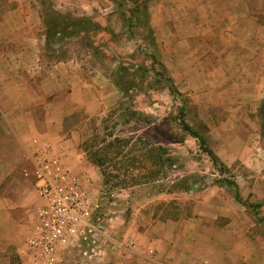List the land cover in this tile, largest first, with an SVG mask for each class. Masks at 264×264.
<instances>
[{"label":"rangeland","instance_id":"rangeland-1","mask_svg":"<svg viewBox=\"0 0 264 264\" xmlns=\"http://www.w3.org/2000/svg\"><path fill=\"white\" fill-rule=\"evenodd\" d=\"M0 1L6 9H20L22 16L32 10L41 19L38 33L10 34L11 40L24 37L38 39L39 44L42 41L36 54L31 51L39 56V63L32 66L35 73L25 72L22 76L26 83L29 81L41 92L43 80L54 66L74 60L82 67L84 78L97 90L86 109L67 114L63 134L67 139L73 131L76 133L81 164L95 167L96 176L92 178L98 200L95 214L103 219L108 235L122 246L110 243L108 247V243L101 241L96 245L97 255L90 260L81 255L80 248L72 252L61 249L57 264H131L126 258L130 253L125 249V238L131 237L128 222L140 221L141 214L154 219L159 215L171 220L194 218L197 203L239 204L253 225L250 237L264 247V222L255 218L253 209L236 201L231 188L222 185L225 180L235 181L246 203L259 205V217H264V125L260 120L264 100V0L207 1L211 7L232 10L234 17L239 12L238 3H242L244 16L239 32L235 31L229 41L226 31L217 27L210 41L190 40L182 47L176 46V38L171 43L162 42L161 34L157 35L153 27L152 36L144 27H129L126 21L135 7L129 1L137 0H125V5L123 0ZM148 6L151 26L157 22L160 30L161 19L166 9L173 8V0H152ZM47 14L72 20L89 18L92 25L101 28L85 36L64 38L45 50L43 19ZM216 20L215 25H223L224 16ZM232 21L233 16L228 14L225 22ZM226 27L230 29V25ZM150 39L156 43L158 61L166 67L182 101L157 82L162 76L157 74V66L150 57L154 52ZM87 40L96 50L88 48ZM19 50L16 46L4 47L0 53L17 54ZM121 68L127 69L126 75H133L136 85L124 97L116 84L117 70ZM43 94L48 93L45 90ZM5 97L0 95L5 100L0 103V179L5 163L14 165L15 171L0 182V187L1 193L16 203L27 199L29 206L24 213L27 229L34 224L39 198L27 146L38 139L64 158L60 146L31 129L25 131L28 140L19 149L1 109L2 105H11L13 96ZM44 99L61 102L67 108L75 104L65 91L45 95ZM11 117L14 122L18 117L23 123L27 121L24 114ZM181 118L204 135L207 147L227 168L224 173L213 165L199 141L183 129ZM158 146L167 150L173 167L157 165L151 149ZM94 156L103 162L101 167L93 164ZM28 264H32L30 257Z\"/></svg>","mask_w":264,"mask_h":264},{"label":"crops","instance_id":"crops-1","mask_svg":"<svg viewBox=\"0 0 264 264\" xmlns=\"http://www.w3.org/2000/svg\"><path fill=\"white\" fill-rule=\"evenodd\" d=\"M207 1L209 0H173V8L166 9V14L161 19V29L159 30L156 22L152 26L154 31L157 35L161 34V40L165 43H171L176 38L177 47H182L183 43L190 40L210 41L213 31L218 30L217 27H220L221 31H226L229 41H232L233 33L239 32L242 25L243 4L238 3L239 12L234 17L232 10L211 7V3L209 5ZM20 12L17 8L6 9L0 1V33H2L0 48L16 46L20 49L17 54L0 53V95L6 96L5 99L13 96L11 105L1 106L5 121L11 128L15 142L20 146L19 149H22L23 144L28 140L24 137L26 130L40 131L44 139L60 146L63 160L72 171L85 172L95 178V167L91 164H81V157L77 151L79 137L73 131L72 135L66 139L63 130L67 114L86 109L90 98L97 91L96 87L84 78L82 67L74 60L57 64L44 78V87H41V92L44 93L46 90L48 94L39 92L33 85L28 84L29 81L26 83L22 76L25 72L35 73L36 69L32 66L39 63V56H35L34 53L36 54V47L42 41L39 38L41 41L39 44L38 39L24 37L11 40L10 34L20 31H37L38 33L41 31L39 25L41 19L32 10L25 16H22ZM228 14L233 16L234 21L231 23L225 22ZM218 16H224L223 25L214 24ZM229 25L230 29L226 27ZM237 40L243 41L241 38ZM27 53L30 56H27ZM64 91L73 98L75 103L70 108L60 104L61 102H48L44 99L45 95L49 97ZM3 101L5 100L0 99L1 104ZM10 114L15 116L24 114L27 121L23 123L18 117V120L14 122ZM41 128L44 130H39ZM14 171V165L5 163L0 182L13 176ZM1 192L0 187V264H28L30 250L27 240L32 233L35 221L31 227L25 229L24 213L29 206L27 199L16 203ZM37 199L39 209L41 201ZM197 204L199 208L194 218L179 217L171 220L162 219L159 215L154 219L141 214L140 221L128 222L131 229L129 234L131 237L128 239L135 243V246L129 250L130 255H125L129 258V263L264 264V247L250 237V229L253 225L250 224L249 217H246L239 204ZM221 223L225 224L221 226ZM107 246L109 247L110 243Z\"/></svg>","mask_w":264,"mask_h":264},{"label":"built area","instance_id":"built-area-1","mask_svg":"<svg viewBox=\"0 0 264 264\" xmlns=\"http://www.w3.org/2000/svg\"><path fill=\"white\" fill-rule=\"evenodd\" d=\"M27 148L41 201L27 240L31 263L57 264L58 251L74 248H80L81 255L90 260L97 255L96 245L101 241L122 246L108 235L103 219L95 217L98 200L92 177L73 172L43 141L34 139ZM126 243L127 251L135 246L130 239Z\"/></svg>","mask_w":264,"mask_h":264},{"label":"trees","instance_id":"trees-1","mask_svg":"<svg viewBox=\"0 0 264 264\" xmlns=\"http://www.w3.org/2000/svg\"><path fill=\"white\" fill-rule=\"evenodd\" d=\"M125 0H123L122 5H125ZM152 0H137V1H129L132 5H134V9H131L129 11V17L127 18V24L130 28L132 27H144L148 31L149 35L153 34L152 26L150 23V15H149V3ZM44 25H45V38H46V45L45 50H47L48 47H51V45L56 42L62 41L64 38H75L80 35H86L89 32H97L100 30V26L98 24H93L91 19L89 18H79V19H70L68 16H59V15H50L47 14L44 19ZM92 25L91 29H87V26ZM152 39V38H151ZM150 39V41H151ZM152 49L154 52L150 54L151 59L153 60V65L157 66L156 72L157 74L161 75L162 78L157 79V82L159 83L160 87L162 89H167L172 96H176L175 98L182 101L181 94L178 92V90L175 88L172 78L168 75L166 67L163 65V63H159L157 55H156V43L154 40L151 42ZM86 45L88 48H91L93 50H96L93 46L92 42L90 40L86 41ZM117 74L119 79L116 80V84L119 86L122 96L124 97V94L128 91L132 90L134 87H136L134 83L133 75H126L127 69H118ZM116 73V72H115ZM124 77H127V79ZM261 123L264 125V100L261 104ZM183 112V111H182ZM180 124L183 127V129L191 135L193 138H196L199 141L201 149L207 153V155L210 157L213 165L220 171V173H224L227 168L223 165V163L220 161L219 157L210 149L207 147V139L199 133V131L195 130L193 127H191L183 118L180 119ZM167 150L164 147L158 146L151 149V154L156 160L157 165H159L161 168H171L174 166V162L167 155ZM168 156V157H166ZM92 162L97 167H101L103 162H100L97 157L94 156L92 158ZM155 174L159 175V173ZM155 174L152 175V177H155ZM156 175V176H157ZM104 176V174H103ZM222 185H227L229 188L233 190L234 197L237 202L242 204L248 209H253V212L255 214V218L260 221L264 222V217H259L260 213L257 208H259V205H253L246 203V201L243 199L238 184L235 181L232 180H225L222 182ZM97 211V210H96ZM95 211V213H96ZM95 217L97 218L98 216Z\"/></svg>","mask_w":264,"mask_h":264}]
</instances>
